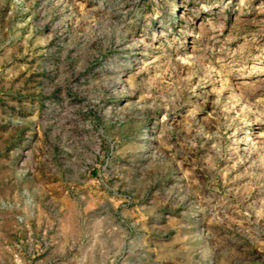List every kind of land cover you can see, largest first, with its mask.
I'll list each match as a JSON object with an SVG mask.
<instances>
[{
  "label": "rangeland",
  "instance_id": "obj_1",
  "mask_svg": "<svg viewBox=\"0 0 264 264\" xmlns=\"http://www.w3.org/2000/svg\"><path fill=\"white\" fill-rule=\"evenodd\" d=\"M0 264H264V0H0Z\"/></svg>",
  "mask_w": 264,
  "mask_h": 264
}]
</instances>
